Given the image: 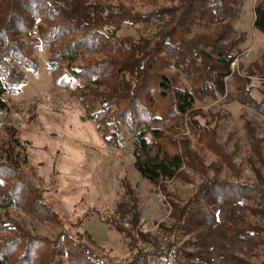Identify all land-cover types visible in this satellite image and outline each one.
<instances>
[{
    "label": "trees",
    "instance_id": "trees-1",
    "mask_svg": "<svg viewBox=\"0 0 264 264\" xmlns=\"http://www.w3.org/2000/svg\"><path fill=\"white\" fill-rule=\"evenodd\" d=\"M133 1L0 0V89L5 93L23 82L25 75L16 68L37 69L34 55L41 46H48L54 81L67 74L89 82L87 87L71 90V95L84 107L98 102V113L88 116L99 128L109 134L113 124L120 134L126 126L136 137V167L144 178L165 190L167 181L190 182L193 173L202 185L183 204L171 203L175 234L165 246L155 241L157 236L152 239L147 234L145 240L153 242V249H136L133 242L130 250L135 249L137 256L125 263L99 260L88 246L64 232L52 240L32 234L17 220L0 213V264H138L141 258L142 264H151L162 258L169 260L171 255L196 260L186 249L177 247V235L217 227L220 207L243 208L239 216L231 213V220L251 214L264 221L263 140L255 127L247 123L254 178L243 180L235 164L236 154L227 151L228 141L221 142L215 129L200 126L195 119L197 102L225 98L226 81L231 77L238 101L243 105L255 102L252 75L232 70L239 54L232 24L237 1L165 0L171 4L168 6L160 5L161 0H138L150 7L146 12H137ZM255 16L254 27L264 33V0L257 3ZM149 25H155V30L138 38L119 34L126 26ZM185 120L195 136L194 145L178 130ZM148 134L158 147L155 156ZM140 149L142 155L137 153ZM204 151L215 156V161L207 165ZM1 200V208L18 206L40 223L61 224L59 213L42 202L39 192L11 163L0 162ZM131 212L121 205L116 214L123 218ZM104 222L131 236L119 221ZM251 224L229 226L232 239L264 246V224ZM230 257L245 264L234 255Z\"/></svg>",
    "mask_w": 264,
    "mask_h": 264
},
{
    "label": "rangeland",
    "instance_id": "rangeland-1",
    "mask_svg": "<svg viewBox=\"0 0 264 264\" xmlns=\"http://www.w3.org/2000/svg\"><path fill=\"white\" fill-rule=\"evenodd\" d=\"M236 1L233 6L237 15L232 24L239 54L232 70L243 76L252 75L255 102L243 105L238 101L231 77L226 81L225 98L197 102L195 119L200 126L215 129L221 142L228 141L227 151L236 154L235 164L240 167L244 180L254 178L248 122L263 140L264 153V33L254 27L255 7L259 0ZM133 2L137 12H146L150 8L138 0ZM161 4L171 5L165 0H161ZM155 27L126 26L119 34L138 38ZM34 57L37 69L19 66L16 69L25 75L24 81L12 86L8 92L3 93L0 89L3 98L0 102V162L18 168L39 192L42 202L59 213L61 224L40 223L18 206L0 207V213L17 220L32 234L49 240L67 233L94 251L99 260L112 263L133 261L137 256L135 249L130 250L133 242L137 244L136 249L150 252L153 242L145 240L147 234H151L152 239L157 236L158 241H155L165 246L166 240L175 234L171 203L186 202L203 181L190 173V182L167 181L165 190L152 184L137 170L136 137L129 129L123 126L118 134L111 124L110 133H104L95 119L88 116L98 113V102L84 107L71 95V90L77 86L87 87L89 82L67 74L54 81L48 66V46H41ZM182 81L188 85L185 78L182 77ZM178 130L190 138L193 145L196 143L187 120ZM147 142L152 147V155H157L158 147L150 134ZM137 153L142 155L144 151L140 149ZM202 154L207 165L215 161V156L209 152ZM212 176L210 173L209 177ZM121 205L132 210L130 215L122 218L116 214ZM242 209L220 207L217 227L177 235V247L186 249L197 257L196 260L171 255L169 260L155 259L151 264H239L230 255L242 259L245 264H260L264 259V246L255 247L249 240H233L228 229L248 223L264 224L251 214L231 220V213L239 216ZM109 219L119 221L131 236L111 229L104 222ZM138 262L142 264L143 258Z\"/></svg>",
    "mask_w": 264,
    "mask_h": 264
}]
</instances>
